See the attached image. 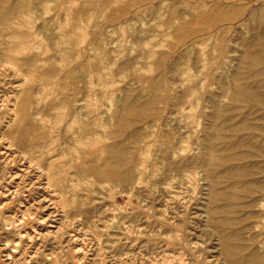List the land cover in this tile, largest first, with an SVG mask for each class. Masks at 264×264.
<instances>
[{"label": "rangeland", "instance_id": "rangeland-1", "mask_svg": "<svg viewBox=\"0 0 264 264\" xmlns=\"http://www.w3.org/2000/svg\"><path fill=\"white\" fill-rule=\"evenodd\" d=\"M23 2L0 25V264H264V0ZM54 66L79 82L43 80ZM61 97L70 115L58 125ZM130 102L149 112L117 139L128 146L114 183L91 168L105 153L81 157L66 126L73 115L74 129L88 122L85 140L110 144ZM168 136L173 156L159 148ZM232 150L245 166L214 165ZM52 161L61 179L50 180Z\"/></svg>", "mask_w": 264, "mask_h": 264}, {"label": "bare ground", "instance_id": "bare-ground-1", "mask_svg": "<svg viewBox=\"0 0 264 264\" xmlns=\"http://www.w3.org/2000/svg\"><path fill=\"white\" fill-rule=\"evenodd\" d=\"M202 1V0H201ZM237 2H239V1H237ZM244 2V1H243ZM243 2H241V3H243ZM191 3V2H190ZM249 3V2H248ZM232 4H233V2H232ZM238 4H240V3H238ZM24 2H23V0H19V2H17V3H14V4H12V3H10V4H8L6 7H2V5H0V25H2V24H4V23H7V24H10L11 22H12V17L16 14V13H19V12H21L22 11V9L24 8ZM237 6V5H236ZM252 11V10H251ZM235 12V11H234ZM239 12V11H238ZM233 13V12H232ZM231 13V14H232ZM236 13V12H235ZM224 14V13H223ZM250 14H251V12H250ZM29 15V14H28ZM218 15V14H217ZM229 16H230V14H229ZM35 18V17H34ZM213 18H214V16H213ZM231 18H233V17H231ZM254 18V17H253ZM262 18V17H261ZM227 19V18H226ZM229 19V18H228ZM264 19V18H263ZM263 19H260L259 21H262ZM209 20H212V19H209ZM215 20H217V19H215ZM213 21V20H212ZM220 21H222V20H220ZM232 21V20H231ZM213 23V22H212ZM217 24V23H216ZM24 26V25H23ZM173 29H175L174 27H173ZM228 28H226V30H227ZM210 31V30H209ZM200 32H202V30L200 31ZM205 33V32H204ZM199 34V33H198ZM198 34H195V35H198ZM260 34V33H259ZM192 36V35H191ZM199 36V35H198ZM190 37V36H189ZM255 37V36H254ZM188 38V37H187ZM256 38V37H255ZM181 39H184V38H181ZM185 40V39H184ZM199 39H197V41H198ZM255 40H258V39H255ZM172 41H174L175 42V40H172ZM180 41V40H179ZM182 41V40H181ZM200 41V40H199ZM173 42V43H174ZM178 43V42H177ZM180 43V42H179ZM182 43H183V41H182ZM190 43V42H189ZM194 43H196L195 41H194ZM263 43H264V41H263ZM38 44V43H37ZM201 44V43H200ZM193 45V44H192ZM181 46V45H180ZM202 46V45H201ZM172 47V46H171ZM189 47V46H188ZM175 48V46L173 45V47H172V49H174ZM177 48H179V47H177ZM205 48V47H204ZM203 48V49H204ZM263 48V47H262ZM152 49V48H151ZM151 49L149 50L150 51V54H151ZM171 49V48H170ZM203 49H201V50H203ZM251 49V48H250ZM254 50V49H253ZM252 50V51H253ZM256 50V49H255ZM254 50V51H255ZM183 51V50H182ZM181 51V52H182ZM204 51L206 52V50L204 49ZM207 53V52H206ZM257 53V52H256ZM262 53V52H261ZM184 54V53H183ZM203 54H205V53H203ZM245 54V53H244ZM257 55V54H256ZM262 55V54H261ZM187 56V55H186ZM263 56V55H262ZM261 56V57H262ZM181 57H183L182 55H181ZM150 58V57H149ZM246 59V58H245ZM254 59H258V58H254ZM183 60V59H182ZM205 60V59H204ZM248 60V59H247ZM66 61V60H65ZM254 61V60H253ZM55 62V61H54ZM54 62H52V64L54 63ZM264 62V61H263ZM51 64V63H50ZM59 64H61V63H59ZM206 64V63H205ZM53 65H55V64H53ZM52 65V66H53ZM66 65V64H65ZM250 65V64H249ZM262 64H260L259 66H261ZM189 66V65H188ZM253 66V65H252ZM256 66V65H255ZM257 66H258V62H257ZM190 67V66H189ZM188 67V68H189ZM249 67H251V66H249ZM187 68V67H186ZM191 68V67H190ZM189 68V69H190ZM65 69V68H64ZM75 69V68H74ZM72 69H70V71H71ZM63 71V69H62V67H58V66H54V67H52L51 68V70H49V71H46L45 72V75H44V78H43V80H48V81H54V79H56V77H60V78H64V79H67L68 77H70V76H73V79H74V84H76V80L78 81V75H77V73L76 72H74V74H70V72H69V69L67 68V71H66V69H65V73H63L62 72ZM75 71V70H74ZM188 71V70H187ZM259 71V70H258ZM33 73V72H32ZM200 73H201V71H200ZM186 75V74H185ZM29 77H32V78H35V73L34 74H31V76H29ZM26 78V77H25ZM42 78V77H41ZM188 78V77H187ZM190 78V77H189ZM188 78V79H189ZM163 79V78H162ZM161 79V80H162ZM194 79V78H193ZM196 79V78H195ZM33 80V79H32ZM69 80V79H68ZM236 81V80H235ZM79 82V81H78ZM77 82V83H78ZM158 82H159V80H158ZM163 82V81H162ZM249 82V81H248ZM67 83V82H66ZM250 83V82H249ZM65 84V83H64ZM201 84V83H200ZM244 84V83H243ZM257 84H259V83H257ZM261 84V83H260ZM252 85V84H251ZM64 86V85H63ZM249 86V85H248ZM253 86V85H252ZM262 86V85H261ZM66 87V86H65ZM75 87H77V85L75 86ZM79 87V86H78ZM233 87V86H232ZM256 87V86H255ZM258 87H260L259 85H258ZM64 88V87H63ZM79 89V88H78ZM90 89V88H89ZM195 87H190V91H195ZM242 89H244V88H240L239 90H242ZM257 89V88H256ZM187 90V89H186ZM77 91V90H76ZM242 91H244V92H242V93H245L246 91L245 90H242ZM29 92H30V90H29ZM75 92V91H74ZM188 92V91H187ZM258 92V91H257ZM262 92V91H261ZM76 93V92H75ZM74 93V94H75ZM197 93H198V91H197ZM254 93H256V92H254ZM263 93V92H262ZM65 94V93H64ZM70 94V93H69ZM192 94H193V92H192ZM246 94L250 97V98H252L253 96H252V94H250V93H247L246 92ZM257 94V93H256ZM71 95H73V94H71ZM29 96V95H28ZM75 96V95H74ZM193 96V95H192ZM245 96V95H244ZM255 96V95H254ZM48 97V96H47ZM195 97V96H194ZM213 97V96H212ZM211 97V98H212ZM46 98V97H45ZM182 98V97H181ZM183 98H185V97H183ZM190 98H192V97H190ZM200 98V97H199ZM234 98L235 99H238V100H240L241 99V91H240V93L239 94H236L235 96H234ZM249 98V99H250ZM257 98V97H256ZM256 98H254L253 97V99H256ZM259 98V97H258ZM71 99V98H70ZM75 99V98H74ZM173 99V98H172ZM196 99H198L197 97H196ZM195 99V100H196ZM252 99V100H253ZM262 99V98H261ZM59 100V101H58ZM57 101H54V102H52V104L57 108H59V112L57 113V118H56V123H58V125L60 124V123H62L65 119H66V117H67V115H70V113L66 110L67 109V107H68V102H67V99H66V97H61V99H58ZM72 100V99H71ZM151 100H152V98H151ZM156 100V97H153V101H155ZM183 100V99H182ZM246 101H248V99L246 100ZM31 102V101H30ZM133 102V101H132ZM132 102H130L131 104L127 107V108H125V109H123L118 115H117V120L115 121V124H114V127L113 128H111L109 131H108V134H107V137H111V138H113L115 141L113 142V140H112V142L110 143V144H105V143H103L101 140H102V138H103V136H105V135H103V136H101L102 135V133H101V135L100 134H98L93 140L91 139L90 141H88V140H85V136H86V132H87V130L90 128H88V122L86 123L85 121H83L82 119H81V121H80V119H79V122H81L80 123V126H79V128H76V129H74L73 128V126H74V122L75 121H77L76 119V117H74V118H76L75 120H74V118H73V115H72V121H68V123H70V124H66L67 126H66V128H67V130L68 131H71V132H69V133H72L71 134V136L74 138V141H76V142H79L80 144H79V147H78V151H79V154H80V156L81 157H84L85 156V153H87V151H88V149L89 150H93V149H95V151H97V152H102V153H105V156H104V158H103V163H102V167L101 168H96V166L93 168V166L91 167L95 172H97V173H102V174H104L105 176H107L108 177V179H110L112 182L114 181V183H115V181H122V176L124 175L125 176V174H123L122 175V173H121V170H122V168L123 167H126V166H124L126 163H125V159H124V157H123V154H125L124 152H126L125 150H126V148H127V146L125 147L123 144V142H121V141H117V139H118V137L121 135V133H122V129L125 127V126H128V124L130 123L131 124V122L133 121V119H132V117H135V116H139V114H147V112H149L147 109H148V106H145V105H141V104H134V103H132ZM136 102V101H135ZM187 102H188V100H187ZM194 102V101H193ZM244 102V101H243ZM249 102H251V101H249ZM249 102H246V103H249ZM256 102V101H255ZM263 102V101H262ZM171 103H173V102H171ZM181 103V102H180ZM191 103H192V101H191ZM195 103H196V101H195ZM234 102H232L231 104H233ZM239 103V102H238ZM237 102H236V104H238ZM241 103V102H240ZM177 104H178V102H177ZM257 104V103H256ZM126 105H127V103H126ZM163 105V104H162ZM170 105H172V104H170ZM186 105V104H185ZM188 105V104H187ZM186 105V106H187ZM220 105V104H219ZM168 106V105H167ZM190 106V105H189ZM235 106V105H234ZM233 106V107H234ZM71 107V106H70ZM160 107V106H159ZM181 107V106H180ZM179 107V108H180ZM185 107V106H184ZM193 107H195V105L192 103V106H191V108H193ZM24 108V107H23ZM123 108V107H122ZM161 108H162V106H161ZM172 108V107H171ZM216 108V107H215ZM232 108V107H231ZM246 108V107H245ZM181 110V109H180ZM179 110V111H180ZM227 110V109H226ZM229 110V112H231V110L230 109H228ZM28 111V110H27ZM71 111V110H70ZM217 111V110H216ZM240 111H242V110H240ZM244 111V110H243ZM57 112V111H56ZM75 112V111H74ZM73 112V113H74ZM135 112V116H134V113ZM175 111H173V113H174ZM223 112V111H222ZM235 112H238V111H235ZM170 113V112H169ZM179 113H181V112H179ZM178 113V114H179ZM213 113H214V110H213ZM213 113H212V115H213ZM227 113V112H226ZM71 114H72V112H71ZM177 114V115H178ZM186 114V113H185ZM220 114V113H219ZM218 114V115H219ZM224 114V113H223ZM229 114V113H228ZM247 114V113H246ZM169 115V114H168ZM214 115H216V114H214ZM213 115V116H214ZM239 115V114H238ZM151 116V115H150ZM223 116V115H222ZM231 116V115H230ZM250 116V115H249ZM86 117V116H85ZM92 117H95V116H92ZM140 117V116H139ZM178 117H179V115H178ZM232 117H234V116H232ZM236 117V116H235ZM242 117V116H241ZM251 117V116H250ZM28 119H29V117H27ZM27 118H26V120H27ZM81 118V117H80ZM96 118V117H95ZM94 118V119H95ZM136 118V117H135ZM162 118V117H161ZM165 118V117H164ZM164 118H163V120H164ZM217 118V117H216ZM228 118V117H227ZM252 118V117H251ZM70 119V118H69ZM85 119V118H84ZM88 119H89V117H88ZM87 119V120H88ZM93 119V120H94ZM114 119V118H113ZM179 119V118H178ZM220 119V118H219ZM247 119H249V118H247ZM25 120V121H26ZM92 120V119H91ZM91 120H88V121H91ZM165 120H166V118H165ZM213 120H216V119H213ZM218 120V119H217ZM136 121H137V119H136ZM184 121H185V119H184ZM187 121H188V119H187ZM186 121V122H187ZM191 121V120H190ZM224 121V120H223ZM229 121H231L230 119H229ZM253 121V120H252ZM93 122H96L97 123V121H93ZM99 122V121H98ZM149 122V121H148ZM157 122V121H156ZM167 122H168V120H167ZM200 122V121H199ZM218 121H216V123H217ZM226 122H227V119H226ZM241 122V121H240ZM256 122V121H255ZM31 123H33V120H32V122ZM30 123V124H31ZM114 123V122H113ZM137 123V122H136ZM136 123H132V125H135ZM150 123V122H149ZM155 123V122H154ZM164 123V122H163ZM170 123H172L171 121H170ZM215 123V124H216ZM230 123V122H229ZM228 123V124H229ZM20 124H22V123H20ZM158 124V123H157ZM167 124V123H166ZM214 124V125H215ZM254 124V123H253ZM19 125V124H18ZM54 125V124H53ZM57 125V126H58ZM61 125V124H60ZM97 125H100V124H97ZM105 125V124H104ZM153 125V124H152ZM181 125V124H180ZM187 125H188V123H187ZM55 126V125H54ZM90 126V125H89ZM92 126V125H91ZM176 126V125H175ZM219 126V125H218ZM217 126V127H218ZM224 126H226V125H224ZM260 126V125H259ZM16 127V126H15ZM29 127H31V126H29ZM52 127V126H51ZM167 127H169V125L167 126ZM179 127V126H178ZM185 127H187L186 126V124H185ZM193 127V126H192ZM216 127V126H215ZM223 126H222V124H221V127L220 128H222ZM18 128H22V127H18ZM23 128H25V127H23ZM57 128V127H56ZM98 128H99V126H98ZM102 128V127H101ZM128 128H130V126L128 127ZM163 128V127H162ZM180 128V127H179ZM212 128H214V127H212ZM260 128V127H259ZM32 129H33V127H32ZM55 129V128H54ZM93 129V128H92ZM91 129V130H92ZM126 129V128H125ZM124 129V130H125ZM169 129V128H168ZM177 129V128H176ZM181 129V128H180ZM188 129H190L189 127H188ZM219 129V128H218ZM218 129L216 130V132L218 131ZM238 129V128H237ZM261 129V128H260ZM17 130V129H16ZM22 130H24L25 131V129H22ZM58 130V129H57ZM60 130V129H59ZM94 130V129H93ZM105 130V127H104V129L102 130V131H104ZM173 130V129H172ZM187 130V129H186ZM185 130V131H186ZM192 130V129H191ZM207 130H209V129H207ZM227 130H229V129H227ZM261 130H263V129H261ZM14 131V130H13ZM19 131V130H18ZM29 131V130H28ZM171 130H169V132H170ZM177 131H178V129H177ZM180 131V130H179ZM185 131H183V133L185 132ZM211 131V130H210ZM248 131V130H247ZM255 131V130H254ZM23 132V131H22ZM105 132H106V130H105ZM139 132H140V130H139ZM160 132V131H159ZM212 132V131H211ZM223 132V131H222ZM232 132V131H231ZM235 132V131H234ZM251 132H252V130H251ZM27 133V132H26ZM66 133V132H65ZM89 133H92V132H89ZM127 133V132H126ZM148 133H150L151 134V132H148ZM171 133V132H170ZM177 133V132H176ZM193 133H195V132H193ZM226 133V132H225ZM30 134V133H29ZM36 134V133H35ZM94 134V133H93ZM104 134H106V133H104ZM146 134V133H145ZM161 134V133H160ZM164 134V133H163ZM190 134H191V132H190ZM209 134V133H208ZM207 134V135H208ZM229 134H232V133H229ZM237 134V133H236ZM252 134V133H251ZM255 134V133H254ZM23 135V134H22ZM27 135V134H26ZM148 135V134H147ZM158 135V134H157ZM166 135V134H165ZM240 135V134H239ZM19 136H21V135H19ZM69 136V135H68ZM141 136V135H140ZM173 136V135H172ZM211 136V135H210ZM216 136V135H215ZM220 136V135H219ZM237 136H238V134H237ZM236 136V137H237ZM16 137H18V136H16ZM34 137H37V136H34ZM127 137H129L128 135H127ZM135 137H137V136H135ZM182 136H180V138H181ZM184 137V136H183ZM193 137V136H192ZM191 137V138H192ZM204 137H205V135H204ZM211 137H214V136H211ZM242 137V136H241ZM20 138V137H19ZM22 138V137H21ZM27 138V137H26ZM104 138H106V137H104ZM120 138H121V136H120ZM125 138V137H124ZM131 138V137H130ZM134 138V137H133ZM132 138V139H133ZM159 138V137H158ZM166 138V137H165ZM179 138V140L181 141V139ZM188 138V137H187ZM207 138V137H206ZM232 138V137H231ZM235 138V137H234ZM243 138V137H242ZM23 139V138H22ZM21 139V140H22ZM27 139H29V138H27ZM110 139V138H109ZM127 139V138H126ZM141 139H142V137H141ZM186 139V138H185ZM190 139V138H189ZM210 139H213V138H210ZM244 139V138H243ZM38 140V139H37ZM135 140V139H134ZM154 140H155V138H154ZM158 140V139H157ZM178 140V141H179ZM183 140V139H182ZM222 140V139H221ZM230 140V139H229ZM24 141V140H23ZM29 141V140H28ZM27 140L25 141V142H28ZM111 141V140H110ZM126 141V140H125ZM129 141V140H128ZM164 141V140H163ZM192 141V139L190 140V142ZM205 141V140H204ZM203 141V142H204ZM228 141V140H227ZM230 141H232V140H230ZM229 141V142H230ZM252 141H254V140H251L250 142H252ZM21 143H22V141H20ZM31 142V141H30ZM69 142H71V140L69 141ZM150 142V141H149ZM157 142V141H156ZM158 142H159V140H158ZM162 142V141H161ZM216 142V141H215ZM224 142V141H223ZM32 143V142H31ZM39 143V142H38ZM95 143H99L97 146H95ZM109 143V142H108ZM123 143V144H122ZM126 143H127V141H126ZM125 143V144H126ZM176 143V142H175ZM178 144H179V142H177ZM188 143V142H187ZM192 143V142H191ZM206 144H207V142H205ZM220 143V142H219ZM233 143V142H232ZM232 143H231V145H232ZM237 143V142H236ZM245 143V142H244ZM158 144V143H157ZM173 144V142H172V137L171 136H168L166 139H165V141L163 142V143H161L160 145H159V148H160V151H162V154H164V155H166L167 156V154H168V152L169 153H171V155H172V152H170L169 150L171 149V148H173L174 146L172 145ZM177 145V144H176ZM189 145V144H188ZM229 145V143L227 144V142H226V145L225 146H228ZM230 145V146H231ZM243 145V144H242ZM207 146H211V145H207ZM219 146H222V145H220L219 144ZM179 147V146H178ZM199 147H200V145H199ZM229 147V146H228ZM227 147V148H228ZM155 148V147H154ZM177 148V147H176ZM182 148V147H181ZM217 148H218V146H217ZM222 148H223V146H222ZM249 148V147H248ZM248 148H246V149H248ZM155 149H157V148H155ZM208 149V148H207ZM219 149V148H218ZM233 149V148H232ZM244 149V148H243ZM262 149V148H261ZM152 149L150 148V151H151ZM210 150V149H209ZM237 150V149H236ZM252 150H254V148L252 149ZM251 150V151H252ZM259 150V149H258ZM155 151V150H154ZM201 151H203V150H201ZM232 151H234V153H230V154H225V155H221V156H218V157H216V159H215V161H213V163L215 162L216 164H224V163H228V162H230L231 160L233 161V160H236V159H239L240 160V165L239 166H245V162L244 161H242V159L244 160V158L246 157V155H241L240 154V152H235V150H232ZM155 152H157V151H155ZM253 152V151H252ZM251 152V153H252ZM258 152H260V151H258ZM89 153V152H88ZM93 153V152H92ZM185 153V152H184ZM250 153V152H249ZM79 154H78V156H79ZM96 154V153H95ZM98 154V153H97ZM179 154H180V152H179ZM200 154V153H199ZM209 154V153H208ZM256 154V153H255ZM258 154V153H257ZM256 154V155H257ZM163 155V156H164ZM185 155V154H184ZM220 155V154H219ZM250 155V154H249ZM95 156V155H94ZM125 156H127V154L125 155ZM173 156V155H172ZM187 156V155H186ZM204 156L205 155H203V158H204ZM98 157H100V156H98ZM93 159L94 157L93 156H91L90 157V159ZM97 158V157H96ZM162 158V157H161ZM164 158H166V157H164ZM171 158V157H170ZM126 159H128V158H126ZM130 159V158H129ZM169 159V158H168ZM174 159V158H173ZM199 159V158H198ZM207 159V158H206ZM189 160V159H188ZM238 160V161H239ZM87 161V160H86ZM93 161L95 162V161H97V160H95V159H93ZM98 161H100V160H98ZM165 161H166V159H165ZM83 162V161H82ZM130 162V161H129ZM170 162V161H169ZM210 162V161H209ZM208 162V163H209ZM212 162V161H211ZM195 163V162H194ZM201 163V162H200ZM215 163H214V165H215ZM239 163V162H238ZM55 163H54V161H52L51 163H50V166H49V175H51L50 176V180L51 181H54V177L55 178H60L61 179V176H62V174H61V172H62V170H60V171H58V172H56L55 170H54V167H55V165H54ZM87 164H88V161H87ZM86 164V165H87ZM131 164V163H130ZM181 164V163H180ZM222 164V165H223ZM233 164V163H232ZM232 164H229L228 165V170H229V168L230 169H232V170H234L235 168V166L237 165H232ZM83 166L84 167V169H86V167L87 166ZM93 165V164H92ZM209 165V164H208ZM230 165H232V166H230ZM66 166V165H65ZM177 165H175V167H176ZM181 166V165H180ZM184 166H186V168H187V165H184ZM203 166H205V164L203 165ZM221 166V165H220ZM230 166V167H229ZM246 166H248V165H246ZM174 167V168H175ZM91 168H89L88 167V169H86V171L87 170H91ZM83 169V170H84ZM171 168H170V164H169V170H170ZM173 169V168H172ZM226 169V168H225ZM89 170V171H90ZM92 170V171H93ZM131 170H133L132 168H131ZM183 170V169H182ZM207 170H208V168H207ZM206 170V171H207ZM213 170H216V168H214V169H212V171ZM250 170H251V168H250ZM249 170V171H250ZM85 171V172H86ZM184 171V170H183ZM182 171V172H183ZM212 171H210V173L212 172ZM222 171H224V169H222ZM249 171L246 173V174H248L249 173ZM84 172V171H83ZM127 172V171H126ZM173 172H174V170H173ZM181 172V171H180ZM254 172V171H253ZM97 173H95V174H97ZM124 173V172H123ZM134 173V172H133ZM132 173V174H133ZM170 174H172L171 172H169ZM240 173H242V174H244L245 173V170L244 169H240ZM67 174V173H66ZM131 174V175H132ZM169 174V175H170ZM206 174H209V173H207L206 172ZM212 174V173H211ZM221 174H224V173H221ZM220 174V175H221ZM250 174H253L252 172L250 173ZM98 175V174H97ZM228 175H230V174H228ZM128 176L129 175H127V178H128ZM219 176V175H218ZM225 176H226V174H225ZM243 176H246V175H243ZM53 177V178H52ZM101 177H102V175H101ZM213 177V176H212ZM215 177H217V176H215ZM214 177V178H215ZM227 177H230V176H227ZM240 177V176H239ZM238 177V178H239ZM48 178V177H47ZM133 178V177H132ZM207 178H209V177H207ZM220 178V177H219ZM224 178V177H223ZM222 178V179H223ZM213 179V178H212ZM59 180V179H58ZM130 180V179H129ZM210 180V179H209ZM218 180V179H217ZM120 181V182H121ZM216 181V180H215ZM212 182H213V180H212ZM211 182V183H212ZM52 183V182H51ZM118 183V182H117ZM53 184V183H52ZM58 184V183H57ZM216 184V183H215ZM234 186V185H233ZM217 192V191H216ZM225 207V206H224ZM213 209V208H212ZM213 210H215V209H213ZM219 211V210H218ZM210 212V211H209ZM215 212V211H214ZM213 212V214L214 215H216L215 213ZM212 214V215H213ZM214 219V218H213ZM224 220V219H223ZM8 223V222H7ZM226 236V235H225ZM236 238V237H235ZM228 239V238H227ZM239 242V241H238ZM231 243V242H230ZM244 244V243H243ZM239 246H241V245H239ZM244 247V246H243ZM244 249V248H243ZM245 251V250H244ZM227 252L229 253V254H231V253H233L232 252V249H231V247H230V244L228 243V246H227ZM239 252V251H238ZM251 253V252H250ZM234 254V253H233ZM241 255L243 254L242 252L240 253ZM257 256H259L258 254H256ZM240 256V255H239ZM238 256V257H239ZM248 256H250V255H248ZM238 257H236V258H238ZM245 257V256H244ZM232 259V258H231ZM241 259V258H240ZM257 259V258H256ZM255 259V260H256ZM238 260V259H237ZM241 260H244V258H242ZM229 261V260H228ZM233 261H235V260H233ZM232 261V262H233ZM260 261H262V260H260ZM253 262V261H252ZM236 264V263H235ZM254 264V263H253Z\"/></svg>", "mask_w": 264, "mask_h": 264}]
</instances>
